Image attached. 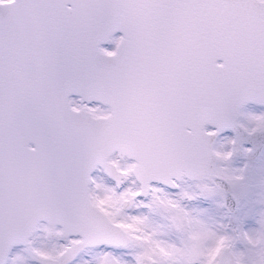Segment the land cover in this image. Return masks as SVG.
<instances>
[{"label": "snow or ice", "instance_id": "obj_1", "mask_svg": "<svg viewBox=\"0 0 264 264\" xmlns=\"http://www.w3.org/2000/svg\"><path fill=\"white\" fill-rule=\"evenodd\" d=\"M0 264H264V0H0Z\"/></svg>", "mask_w": 264, "mask_h": 264}]
</instances>
